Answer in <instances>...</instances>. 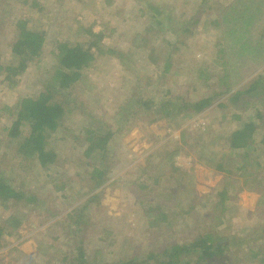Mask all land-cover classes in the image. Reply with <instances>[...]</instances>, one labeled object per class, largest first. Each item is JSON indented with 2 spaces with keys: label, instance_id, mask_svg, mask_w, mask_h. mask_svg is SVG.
<instances>
[{
  "label": "rangeland",
  "instance_id": "374dc122",
  "mask_svg": "<svg viewBox=\"0 0 264 264\" xmlns=\"http://www.w3.org/2000/svg\"><path fill=\"white\" fill-rule=\"evenodd\" d=\"M110 1L0 0V66L15 63L11 50L19 22L45 35L41 55L14 85L0 70V177L37 197L30 204L0 201V226L6 228L0 264H69L80 249L90 264H116L145 257L153 245L189 242L214 228L230 243L228 253L234 258L218 264H261L253 254L259 248L264 255V194L257 188L264 178V124L257 119V113L264 114V81L244 103L218 107L233 91L264 78V62H259L264 61V23L254 24L256 8L247 15L231 13L245 23L227 27L213 20L235 0ZM195 20L198 24L192 26ZM90 28L104 34L102 44L115 53L97 54L79 82L55 92L67 109L63 127L49 139L59 154L57 163L43 168L36 160L23 162L18 146L7 138L17 103L45 92L58 46H88L91 38L85 31ZM252 37L261 42L249 47ZM243 58L248 62L239 70ZM231 83L234 90L204 112L159 114L164 103L173 109V104L211 96ZM137 100L150 105L137 106ZM252 119L261 125L247 149L254 167L228 176L217 171L221 159L233 169L247 166L241 160L246 151L230 150L228 137L242 120ZM109 128L115 136L106 159L91 163L84 155L86 131L102 134ZM183 133L188 145H183ZM95 163L108 168L100 186L92 178ZM223 190L229 193L225 211L218 205ZM192 205L195 210L188 215ZM158 207L169 218L155 223L149 212Z\"/></svg>",
  "mask_w": 264,
  "mask_h": 264
},
{
  "label": "trees",
  "instance_id": "16d2710c",
  "mask_svg": "<svg viewBox=\"0 0 264 264\" xmlns=\"http://www.w3.org/2000/svg\"><path fill=\"white\" fill-rule=\"evenodd\" d=\"M108 1L109 3L111 2L110 0ZM149 7L158 13L156 7ZM251 8H256L255 20L257 21L254 24H261L263 26L264 20L262 16L264 15V12L262 13V9L264 8V0H235L230 8L225 9L224 13L222 12L220 15H218L219 17L217 20H213V23L220 25V22H222L225 23L227 27H234L236 24H240V22H243L244 20L239 19V21H235L232 17V14H241L245 11L247 15V13L251 12ZM259 8L261 12L258 11ZM197 24L198 20H195L193 21L192 26ZM26 25L27 23L24 21L19 22L18 28L20 29V34L16 42L12 44L11 51L12 55L14 56L15 63L5 67L0 66V70L3 72L2 75L4 76L3 79L11 83V85L16 83V77L20 76L28 69L29 62H32L41 55L44 48V33L30 31L26 28ZM261 30L262 28L259 27L258 31ZM85 33L87 35L89 34L91 38L90 44H88V46L86 45V47H83L79 44L73 46L61 44L58 46V53H56V61H54L55 64L52 71L51 82L48 84L45 92L39 93V95L35 98H23L17 103L12 122L7 128V138L11 144H16L18 146L16 154L23 162L36 160L43 168L57 163L59 160V154L57 151L49 147V139L53 133L57 132L61 127H63V121L67 109L61 102H58L57 99H55V92L71 89L73 85L79 82L83 76V71L92 65V63L96 60L97 54L101 55L104 53V51H107V53H115L113 50L106 49L102 44L104 34H94L92 28L86 30ZM257 34L255 35L257 36ZM257 41L261 42L259 38L252 37L248 43L249 47H251L254 43H257ZM247 59L248 58H243V61L241 62L243 64L238 68L239 70L245 68L244 64L248 62ZM238 61L239 60H237V62ZM169 70L170 64H166L164 71L168 72ZM225 77L230 78L228 73H226ZM262 77L259 76L258 78L253 79L247 85V89H237L235 91L233 90L236 85L242 81L234 80L232 82L236 85L233 83H231V85L225 84L223 85L222 91H218V93L214 92L211 96L198 99L194 102H186L185 100H182L179 105L173 104V109H170L171 104L164 103L165 106L162 104L160 107H158L159 114L161 113L169 117V115H171L174 111H177L178 113L184 111L186 112V115H189V110H193L195 113H201L212 108L219 100L226 97L232 91L233 92L227 101L220 102L218 107L226 108L228 104H232L234 107V105L236 106L238 102L242 101V103H244L247 101L245 97L256 91L257 84H259L261 81H264V78ZM148 102L149 100H137L135 101V105L148 108L150 105ZM235 118L237 120L241 119L239 115H235ZM257 119L262 121V124H264L263 113H257ZM260 121L257 123V121L253 119L252 121L247 122H243L242 120L241 122L243 125L234 130L228 137V146L230 150L233 151L242 149L246 151L244 158H241V160L243 163H246L247 166L241 165L233 169L226 160L223 161L221 159L216 163L215 169L217 171L228 176L233 171H247L248 166L254 167L253 163H248L251 156L249 153H247V149H249V147L255 143V135L261 128ZM98 133L99 132L96 130L86 131L87 148L84 151V155L89 161H91V163L101 161L103 162L106 159L105 151L107 149V145L115 136V133L110 128L102 134ZM184 134L185 133L181 135V138L183 137V145H188ZM172 154V157L175 156L176 150L172 152ZM254 161L255 158L253 162ZM255 165L257 168H261L259 163H256ZM102 166L99 167V165L95 163L94 170L92 172V178L97 180L98 186L103 183L108 172L106 165H104V167ZM229 167L231 169H229ZM247 176L252 177V174ZM248 181H250V178L243 182V186H246ZM242 187H240V190H242ZM257 188L260 190L261 194H264V178L263 183H258ZM228 196L229 193L227 190H223L218 194V205H220L221 208L223 207L222 210L224 211L225 201ZM0 201L4 204H8V202L11 201L15 203L23 202L30 204L37 202V197L31 194L30 191L25 192L22 191V189L13 187L9 183L8 179L0 177ZM89 203L90 202H88V204ZM85 209L86 208L83 207L80 213H78V216H76L79 218L74 219V221L76 220V225L78 224L77 221L79 220L80 222V218L83 217L82 213ZM158 209L159 207L152 209L149 212L155 223L159 222L160 219L164 221V219L166 220L169 218L168 214L161 213ZM194 210V206L192 205L187 211V214L191 215ZM10 222V219L7 220L6 225L9 226ZM14 224L15 226L18 225L16 222ZM215 229L216 228H214L211 232L197 233V236L189 242L186 241L184 243H179L177 240L173 239L169 240L162 247L159 245H153L145 257L135 256L119 261L116 264H218L219 260L221 259H223L225 262L230 260L233 261L234 258L230 257L228 253L230 243H228L225 238L221 237L218 231H215ZM5 230V226H0V250L2 249L1 240ZM11 234L12 233H9V235ZM243 240L244 239L241 241ZM258 249L257 254L254 253L253 257H255L260 263L262 262L261 264H264V255H261ZM159 260L162 261L157 263ZM224 261H221L219 264H225ZM69 264L90 263L88 262V257L85 251L80 249L77 259Z\"/></svg>",
  "mask_w": 264,
  "mask_h": 264
}]
</instances>
